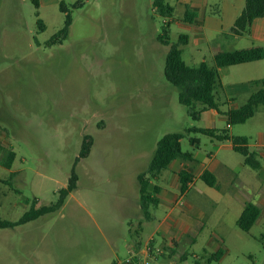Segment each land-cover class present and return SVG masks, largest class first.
Instances as JSON below:
<instances>
[{
	"label": "rangeland",
	"instance_id": "1",
	"mask_svg": "<svg viewBox=\"0 0 264 264\" xmlns=\"http://www.w3.org/2000/svg\"><path fill=\"white\" fill-rule=\"evenodd\" d=\"M61 1L39 0L37 8L33 0H0L2 218L18 220L35 199L37 207L55 203L73 171L78 175L77 188L59 210L0 229V264H114L152 238L165 249L154 264H264V206L249 231L236 223L246 201L257 203L253 195L264 183V169L247 166L230 140L187 132L201 126L246 136L264 166V105L231 126L224 112L213 123L194 120L164 73L171 45L190 29L171 22L167 45L159 40L167 18L154 0H84L81 7H72L79 0H64L73 22L66 38L51 43L65 24ZM167 1L178 18V0ZM193 51L191 43L184 55L190 64ZM217 91L220 109L227 110L220 86ZM170 132L184 134L182 149L194 155L195 163L215 164V158L210 162L215 155L233 173L218 169L226 198L216 205L209 186L200 178L194 182L185 201L204 207L207 217H191L193 237L165 258L171 253L169 235L160 228L173 205L160 203L146 220L138 177L159 139ZM86 135L91 151L80 158ZM191 137L199 143L192 144ZM12 148L16 157L9 169L2 161ZM220 246L223 256L209 263L205 251Z\"/></svg>",
	"mask_w": 264,
	"mask_h": 264
},
{
	"label": "trees",
	"instance_id": "2",
	"mask_svg": "<svg viewBox=\"0 0 264 264\" xmlns=\"http://www.w3.org/2000/svg\"><path fill=\"white\" fill-rule=\"evenodd\" d=\"M37 8H39V0H33ZM84 0H79L72 7H81ZM153 4L159 14L165 18L173 16L174 7L167 0H154ZM60 9L65 13L64 26L50 39L51 43L61 42L69 35L70 26L73 22V16L69 5L62 0ZM189 15V12H187ZM264 16V0H246L245 8L236 19L231 31L236 34L248 32L255 18ZM40 22V21H39ZM170 22L163 27V33L160 34L159 40L164 44H170L169 37ZM188 35L181 34L179 41L171 45V48L166 56L164 73L169 82L179 88V100L187 107L188 114L194 119L199 120L202 113L209 109H220L218 98V87L220 86L219 68L236 65L244 62H250L264 58V47L256 46L250 48L237 49L230 52H220L215 55V66H211L207 61H202L198 65H188L182 56V46L187 44ZM254 86L258 88L250 95L245 104L238 108L229 109L226 114L229 123L238 124L244 123L249 118L254 116L258 105H264V78L252 81ZM187 132H201L217 137L220 140H231L236 151L244 156L245 163L253 169L261 167V161L258 154L251 151L249 148V139L246 136H234L226 132L217 134L214 129L200 128L192 126L187 129ZM184 134L181 132H170L162 136L157 142L156 151L149 163L147 170L141 173L138 177L140 184V204L144 212L145 219L153 218L152 208L159 205L158 193L161 187L154 183L160 174L167 169L173 160L182 158L185 160H194L193 154L185 152L182 149L181 139ZM192 144H198L197 137H191ZM92 139L86 135L83 147L80 153V158L87 157L91 151ZM16 152L8 150L2 164L6 168H11L15 160ZM79 160V158H78ZM14 172H11V176ZM181 191L185 192L188 189V181L190 176L183 172ZM201 178L210 186H217V178L211 171H204ZM78 175L73 171L69 183L66 187L60 189L59 198L55 203L37 207L38 201L35 199L32 206L18 220L3 219L0 213V229L15 227L38 217L59 210L65 203L68 195L77 188ZM261 213L260 207L250 202L247 204L242 214L237 220V225L244 231H249L256 223ZM143 219L140 220V224ZM224 254L223 249H219L213 253L208 261L220 259ZM200 264V263H197Z\"/></svg>",
	"mask_w": 264,
	"mask_h": 264
},
{
	"label": "crops",
	"instance_id": "3",
	"mask_svg": "<svg viewBox=\"0 0 264 264\" xmlns=\"http://www.w3.org/2000/svg\"><path fill=\"white\" fill-rule=\"evenodd\" d=\"M245 4L246 0H178L177 5L180 7L179 17H174L173 12V16L171 18H167L166 23L170 22L171 24V22L177 20L180 25L186 26V28L192 31L191 34H187L188 42L184 45L182 51L184 61L191 66L198 65L202 61H207L211 66H215L214 57L220 52H230L237 49L256 46L264 47V16L255 18L248 32L236 34L231 31L236 19L245 8ZM187 12H189V15ZM191 43L194 45V51L189 55V59L192 61L190 64V62L185 60L184 55L186 48H188ZM219 72L220 88L224 93L225 102L229 105V107L227 110L209 108L202 113L199 120H206L209 123H213L217 116L220 115L221 112H224L228 126H231L226 112L229 109L240 107L238 101H247L250 95L258 88L252 84V81L264 78V58L222 67L219 68ZM220 105H222V103H220ZM197 127L214 129L217 133L216 128ZM231 147L234 151H236L233 147L232 141ZM10 150L14 151L13 148ZM256 153L261 161L259 153ZM193 158L195 159L194 155ZM213 158L216 160L215 164H199L198 162L195 163L194 160L177 158L173 160L170 166L165 169L154 181L155 184L161 187V190L158 193L160 200L159 205L163 202L173 205L168 214V219L165 220L160 228V233L162 235H169V239H166L165 241L169 245L171 253H168L165 258L172 257L176 253L179 248L180 241H185L186 237L190 235L193 237L192 233H195L193 229L196 226V223L194 224V221L192 224L191 217L196 218V220L198 218L202 219L207 217L204 207L201 205L188 204L185 201V197L190 191V188L196 180L199 178L202 179L201 175L204 171H211L217 178L216 187L210 186L206 183L209 186L207 191L212 194H210V198L212 199L210 202L216 205L221 201V199L226 198V195H223V193L220 192L218 169L222 167L226 173L230 172L232 174L233 167L228 162L217 159L215 155L211 156L210 162H212ZM263 169L264 166L261 161V167L254 170L262 171ZM183 172L188 173L190 176L188 189L185 192L181 191V174ZM262 176H264V174H262ZM231 177H233V179L235 178L233 175L229 178L231 179ZM160 179L163 181V184L157 183ZM257 189L258 190H256L253 196L257 199V203L255 204H257L261 209L263 208L262 206H264V183ZM248 203L250 202H245L243 209H245ZM178 206H183L184 208ZM195 240L196 239L193 238V241ZM153 241L154 239L152 238L150 242L153 243ZM219 249L224 250L223 246H220L215 252ZM205 252L209 253L206 257L207 260L213 253H215L210 252L209 250H206ZM183 257H185V254H183ZM114 264H116V262Z\"/></svg>",
	"mask_w": 264,
	"mask_h": 264
},
{
	"label": "built area",
	"instance_id": "4",
	"mask_svg": "<svg viewBox=\"0 0 264 264\" xmlns=\"http://www.w3.org/2000/svg\"><path fill=\"white\" fill-rule=\"evenodd\" d=\"M164 247H156L150 242L145 247L131 250L129 255L119 259L116 264H154L155 257L164 252Z\"/></svg>",
	"mask_w": 264,
	"mask_h": 264
}]
</instances>
